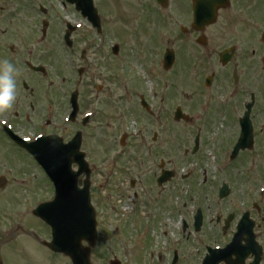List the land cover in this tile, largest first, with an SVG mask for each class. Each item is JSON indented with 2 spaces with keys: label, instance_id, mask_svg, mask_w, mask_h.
Wrapping results in <instances>:
<instances>
[{
  "label": "rangeland",
  "instance_id": "1",
  "mask_svg": "<svg viewBox=\"0 0 264 264\" xmlns=\"http://www.w3.org/2000/svg\"><path fill=\"white\" fill-rule=\"evenodd\" d=\"M19 1H21L20 7L15 4L18 0H4L5 10L2 16L5 18V27L8 29L6 36L8 39L6 40L16 38L23 43L31 37V31L35 30L31 22L35 23L37 16L31 20L32 12L27 8L28 0L26 3H22L23 0ZM117 2L121 4L122 0H117ZM102 7L121 16L113 2L112 4L103 3ZM58 12L61 14L60 8ZM59 14H56V18L52 17V19L55 18L56 27L49 32L47 42L40 43L42 36L39 33V28L36 32V39L40 45L36 48V55L33 59H36V63L49 65L51 74L44 80L39 77L42 83L38 85L34 81L32 82V86L35 88L40 85L44 86L42 91H39L38 88L40 95L29 93L22 95L23 103L18 109L20 117L17 119L18 131L21 134H28L30 130L34 135L39 134L37 128L41 126L40 117L42 115V112L39 113V107L43 110L47 103L53 104V113L60 116L59 119H61L68 109L62 92L69 88L70 90L73 89L78 81L77 70L83 62L77 51L70 55L61 45L58 46L60 41H57V38L60 37L63 29L62 18L60 19ZM149 22L150 17L145 16L144 29H148ZM114 31L118 32L116 28ZM142 33L144 34L142 29L133 28L131 35L128 33L125 41H123L125 47L122 55L116 58L111 54L112 42L115 39L109 31H106L107 36L103 41L104 46H107L103 47L100 52L89 49L86 73L81 85L82 112L93 113L94 119L90 128L85 131L87 148L90 160L98 165L97 173H99L98 175L95 174L93 178L96 182L93 190V204L99 216V240L96 249L92 252V264H110L115 259H118L121 264H170L172 250L170 252L163 250L168 247L166 243H169L168 239L170 238H180L183 243L178 247L181 249L180 264H199L198 257L202 255V248L199 246L201 241L194 243L187 240L184 246L186 235L183 238L182 235L174 232L177 229L179 217L175 211L182 210L183 215L180 217L184 218L193 204L204 203L209 217L214 216L219 211H223L224 216H226L235 208L246 207L247 204L243 201L248 187V184H245L248 166L257 168L262 160L253 154H245L240 157L236 164L229 165L228 160L225 161L222 154L231 145L234 128L223 129L221 121L215 123L212 119L207 120V116H204L194 127L174 122L171 116L174 105L179 103L178 98L185 99V103L182 101L181 103L188 112L192 113L195 111V108L191 106L193 96L183 92L174 94L172 92H177V90L173 87L170 88V94L166 90L163 91V81L160 79L155 80L159 88V95L154 98L149 97L150 101L154 103L156 111L152 116H147L140 107L139 96L136 93L139 88L141 89L139 92L145 90L146 93L147 88L151 86L150 84L145 86L143 84V72L145 71L150 75L151 73L150 63L145 61L143 55L145 53L150 54V51L144 50L142 42L144 35ZM82 34L88 40L90 38L95 39L94 36L86 32ZM97 42L100 40L97 39ZM72 59L74 62H71ZM63 76H68V81L64 86H61L57 81H61L59 78ZM172 80L179 83H190L188 79L185 80L177 75L173 76ZM163 93L165 99L161 101ZM30 102L35 103L37 111L27 121L23 116L24 112L29 110ZM15 111L11 112L14 113ZM168 117L169 123H166L165 118ZM141 122L148 125L145 138L136 139L131 136L128 141L125 140V147L122 148V138L132 130L133 125ZM198 130H201L202 136L201 150L196 156L190 154L185 156L184 151L192 146L193 138ZM154 133L157 134L156 141H153L152 138ZM227 135L230 136L229 140H227ZM1 150L5 154L4 158ZM0 152V174L6 171L4 170L7 166L5 163H9L16 173L17 170L18 172L23 170L26 173L22 176L29 175L28 165L24 162L27 158L21 154V151L4 147L3 149L0 148ZM162 160L168 163L169 160L172 161V164L169 163L166 168L180 170L182 167H194L196 173L188 182L176 179L165 186L162 203L169 204L170 210L159 211L157 223L150 234L152 246L154 249L157 247L158 249L152 253L149 248L150 242L146 241L145 244L141 233L145 229V222L151 221L154 225L153 218L149 215L153 209L149 208V212L145 213V204L147 203L145 199H148V195L146 190V195L143 194V191L141 192L140 184L141 179L142 186L144 182L147 183L149 178L153 180V177L160 172L158 167ZM220 164H226L231 169L222 172L220 171ZM136 175L140 176L137 177ZM205 175L206 181L204 182ZM136 179L139 186L135 190H130L131 180ZM227 180L232 190V196L227 202L221 203L215 196V190L222 181ZM12 181L18 182L21 179L14 177ZM38 186L37 180H31L29 187L10 183L0 191V217H2L3 211H7L3 216H8L0 219V238L3 236L6 238L8 235L7 231L3 232L6 226L16 227L17 223L12 219L14 217L21 220L26 219L43 235L48 233L43 230L39 221L32 217L34 205L31 200L28 207H20L23 200L32 198L34 195V192L30 191L29 188L35 190ZM135 193L139 197H135ZM154 194L156 195V191L152 193L151 198ZM248 205H251V201ZM123 208H129L127 214L122 212ZM164 221L168 222V227L172 232L166 238L161 232ZM28 222L23 224L28 225ZM223 224L222 220L217 227L216 225L206 226V231L202 237H205V240H213V244H220L224 238L220 242L217 240L218 236L222 234ZM22 229L18 232L17 229H14L10 232L15 235L14 238H11V241L6 239L3 246H0V252L11 246L10 250L6 251L7 255L4 256L3 260L6 257L11 258L13 264H71L64 258L48 253L40 242L37 243L30 233L26 232L23 227ZM135 247H139L137 251L134 250ZM148 251H151V262L147 256Z\"/></svg>",
  "mask_w": 264,
  "mask_h": 264
},
{
  "label": "water",
  "instance_id": "2",
  "mask_svg": "<svg viewBox=\"0 0 264 264\" xmlns=\"http://www.w3.org/2000/svg\"><path fill=\"white\" fill-rule=\"evenodd\" d=\"M74 202L73 204H75ZM87 206V201L84 202ZM71 212V213H70ZM49 222L54 226L55 243L52 248L69 255H78V243L86 234L92 222L90 214L85 213L78 204L72 210L61 211ZM78 247V248H77ZM88 264V263H85Z\"/></svg>",
  "mask_w": 264,
  "mask_h": 264
},
{
  "label": "clouds",
  "instance_id": "3",
  "mask_svg": "<svg viewBox=\"0 0 264 264\" xmlns=\"http://www.w3.org/2000/svg\"><path fill=\"white\" fill-rule=\"evenodd\" d=\"M18 69L7 59L0 60V111L13 106L17 97Z\"/></svg>",
  "mask_w": 264,
  "mask_h": 264
},
{
  "label": "flooded vegetation",
  "instance_id": "4",
  "mask_svg": "<svg viewBox=\"0 0 264 264\" xmlns=\"http://www.w3.org/2000/svg\"><path fill=\"white\" fill-rule=\"evenodd\" d=\"M259 20V18H257V20L256 21H258ZM260 22H262V20H259ZM263 61H264V58H263Z\"/></svg>",
  "mask_w": 264,
  "mask_h": 264
}]
</instances>
